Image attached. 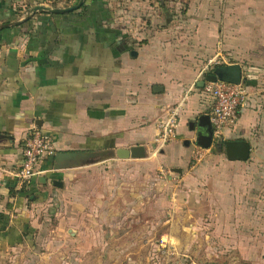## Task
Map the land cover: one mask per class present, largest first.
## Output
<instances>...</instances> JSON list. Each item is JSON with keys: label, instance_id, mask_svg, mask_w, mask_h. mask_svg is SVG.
<instances>
[{"label": "crops", "instance_id": "1", "mask_svg": "<svg viewBox=\"0 0 264 264\" xmlns=\"http://www.w3.org/2000/svg\"><path fill=\"white\" fill-rule=\"evenodd\" d=\"M187 8L185 24L196 26L199 42H221L214 54L229 55L244 75L246 60H259L257 75H245L249 96L235 127L213 144L211 195L217 240L245 262L264 264V77L258 74H264V0H190ZM144 33L121 30L119 0H0V211L23 208L24 193L52 174L95 164L55 170L49 158L20 189L9 171L21 162L34 126L54 137L57 151L157 148L159 121L176 106L177 133L162 152L194 143L190 123L210 115L213 98L195 71L175 60L190 52L185 43L176 47L156 28L141 43ZM202 47L196 50L204 54ZM229 140L247 141L248 158L229 159ZM13 232L14 226L0 232V243L8 244Z\"/></svg>", "mask_w": 264, "mask_h": 264}, {"label": "rangeland", "instance_id": "2", "mask_svg": "<svg viewBox=\"0 0 264 264\" xmlns=\"http://www.w3.org/2000/svg\"><path fill=\"white\" fill-rule=\"evenodd\" d=\"M189 2L119 0V25L131 35L145 32L141 43L148 42L153 28L165 31V41L176 47L185 43L190 52L176 55L173 50L174 58L201 80L216 68H207V62L221 42H199L196 26L185 24ZM201 45L204 54L196 50ZM258 63L247 59L245 75H257ZM189 139L194 143L188 149L181 145L183 152L171 148L165 155V145L149 146L145 157H116L36 184L18 201L23 208L12 205L10 212L0 211V232L10 226L18 231L8 244L0 243V264H255L213 233L216 144L199 159L196 137Z\"/></svg>", "mask_w": 264, "mask_h": 264}, {"label": "built area", "instance_id": "3", "mask_svg": "<svg viewBox=\"0 0 264 264\" xmlns=\"http://www.w3.org/2000/svg\"><path fill=\"white\" fill-rule=\"evenodd\" d=\"M229 55L217 52L208 59L207 68H215L233 64ZM206 91L213 98V107L210 120L213 127L214 143L224 140L229 129L235 127L240 110L246 104L249 96L245 81L240 83L225 82L222 80L207 81L204 85ZM179 125V107H173L169 113L159 121V132L156 142L159 146L166 144L173 138ZM196 154L200 159L203 151L209 148L196 146ZM57 152L55 139L39 127L34 126L25 137L23 157L18 166L9 171L17 179L20 189L28 186L32 179L39 174L40 166L47 159H52Z\"/></svg>", "mask_w": 264, "mask_h": 264}, {"label": "water", "instance_id": "4", "mask_svg": "<svg viewBox=\"0 0 264 264\" xmlns=\"http://www.w3.org/2000/svg\"><path fill=\"white\" fill-rule=\"evenodd\" d=\"M40 8V7H39ZM75 7L67 9H55V12L70 11ZM43 9V8H41ZM45 11V8L43 9ZM133 54H137L136 51H132ZM246 76L242 66L239 63H233L224 66L216 67L211 73L206 74L205 79H201L198 85L204 87L207 81L222 80L231 83L246 82ZM162 88V87H160ZM156 90H159L156 88ZM192 130L197 129L196 144L210 148L214 144L213 140V127L210 120V115H201L199 117L198 124L192 121L190 123ZM190 142L188 141V144ZM226 152L229 159H247L249 155L250 145L247 141H233L229 140L225 142ZM147 155V149L143 145H134L130 148L119 147L117 149H106L99 151H57L53 157L54 169L61 170L66 168H75L85 165H90L98 162H103L112 158H136L144 157ZM179 172H182V168H176ZM44 181H47L45 178ZM54 185L63 187V182L58 179L53 180Z\"/></svg>", "mask_w": 264, "mask_h": 264}, {"label": "trees", "instance_id": "5", "mask_svg": "<svg viewBox=\"0 0 264 264\" xmlns=\"http://www.w3.org/2000/svg\"><path fill=\"white\" fill-rule=\"evenodd\" d=\"M52 160H53V158H52ZM13 193H14V191H13ZM1 228V227H0ZM13 234V233H12ZM20 234H17L16 236H18L17 238L19 239V240H21V236H19Z\"/></svg>", "mask_w": 264, "mask_h": 264}, {"label": "bare ground", "instance_id": "6", "mask_svg": "<svg viewBox=\"0 0 264 264\" xmlns=\"http://www.w3.org/2000/svg\"><path fill=\"white\" fill-rule=\"evenodd\" d=\"M145 157V156H144ZM132 158V157H131ZM136 158H142V157H136Z\"/></svg>", "mask_w": 264, "mask_h": 264}]
</instances>
